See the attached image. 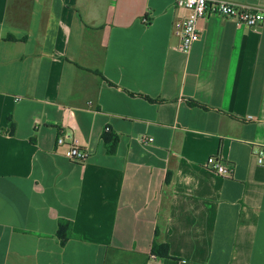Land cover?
Returning <instances> with one entry per match:
<instances>
[{"label":"crops","instance_id":"crops-1","mask_svg":"<svg viewBox=\"0 0 264 264\" xmlns=\"http://www.w3.org/2000/svg\"><path fill=\"white\" fill-rule=\"evenodd\" d=\"M181 14L175 0H0V264H264V25L201 18L184 53Z\"/></svg>","mask_w":264,"mask_h":264},{"label":"built area","instance_id":"built-area-1","mask_svg":"<svg viewBox=\"0 0 264 264\" xmlns=\"http://www.w3.org/2000/svg\"><path fill=\"white\" fill-rule=\"evenodd\" d=\"M175 6L182 10V14L173 22V31L180 40V51L189 52L192 44L198 39V20L210 15H218L233 19L238 25L249 28H258L264 25V7L238 5L227 0H175ZM151 141V138H145ZM57 145L66 146L65 155L84 169L88 152L79 147L76 140L67 133L56 139ZM257 165L264 166V146L258 147L253 152ZM209 168L217 174L226 175L229 172L221 159L211 155L206 161ZM154 257V256H152Z\"/></svg>","mask_w":264,"mask_h":264},{"label":"trees","instance_id":"trees-1","mask_svg":"<svg viewBox=\"0 0 264 264\" xmlns=\"http://www.w3.org/2000/svg\"><path fill=\"white\" fill-rule=\"evenodd\" d=\"M192 104H197L194 102H190ZM9 125L12 127V121L9 119ZM108 138L105 137V140ZM57 237L60 239V243L64 244L71 236V222L70 221H60L58 224V228L56 231ZM151 254L159 257V258H168L169 257V247L167 243L157 242L156 240L152 242L151 245Z\"/></svg>","mask_w":264,"mask_h":264}]
</instances>
